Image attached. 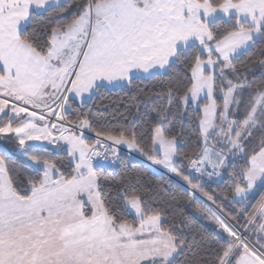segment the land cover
<instances>
[{
	"label": "snow or ice",
	"instance_id": "snow-or-ice-1",
	"mask_svg": "<svg viewBox=\"0 0 264 264\" xmlns=\"http://www.w3.org/2000/svg\"><path fill=\"white\" fill-rule=\"evenodd\" d=\"M72 4L0 0V138L16 143L0 155V264H180L193 247L203 259L184 264H264V78L240 59L264 40V0H82L65 16ZM177 67L164 102H144L146 132L89 107ZM173 107L197 116L194 155ZM119 146L183 181L204 229L169 220L158 187L114 183Z\"/></svg>",
	"mask_w": 264,
	"mask_h": 264
},
{
	"label": "trees",
	"instance_id": "trees-1",
	"mask_svg": "<svg viewBox=\"0 0 264 264\" xmlns=\"http://www.w3.org/2000/svg\"><path fill=\"white\" fill-rule=\"evenodd\" d=\"M79 2L82 0H73V4L65 16H71L76 10V3ZM39 27L40 23H34L29 27V31ZM261 49H264V40L258 39L256 46L240 58L247 65L249 79L259 81L264 78V66L258 62L260 58H264L259 55ZM180 75L181 69L177 67L172 70L171 75H162L155 79L144 78L137 80L131 87L103 91L89 103V107L102 125L135 128L146 132L148 117L144 115V102L148 99H155L156 103L162 104L164 102L163 89L169 84L177 83ZM157 97L159 98L157 99ZM137 110H139V119L137 118ZM173 112L174 117L171 126L177 135L183 134L185 150L189 151L190 154H196L198 151L197 116L191 111L185 114L182 109L177 110L175 107H173ZM2 154H5V151L0 152V155ZM16 155L18 154L13 155V159H16ZM121 156L123 157L121 165H112L107 168V174L114 183L121 182L126 177H135L149 185L158 187V190L163 193L159 203L167 213L169 220L176 221L177 224L182 219L187 220L193 225L192 231L189 233L192 236L204 229L205 222L197 218L199 216L197 209L191 205L189 200L184 199L183 190L178 182L169 185L167 176L153 174L144 164L131 155ZM19 162L17 160V163ZM235 164L240 166L242 161L237 159ZM230 171L229 174L218 178L217 183H211L210 188L216 193L227 194V186L231 184ZM179 226L184 227V225ZM196 243L198 244L199 241L197 240ZM201 252V248L193 247L185 257L180 258V264H184L185 260H192L193 256H200L203 259V256L200 255Z\"/></svg>",
	"mask_w": 264,
	"mask_h": 264
},
{
	"label": "rangeland",
	"instance_id": "rangeland-1",
	"mask_svg": "<svg viewBox=\"0 0 264 264\" xmlns=\"http://www.w3.org/2000/svg\"><path fill=\"white\" fill-rule=\"evenodd\" d=\"M120 147H122L123 149H125L128 152V154L133 155V156H136L141 163L142 162H146L147 164L151 163V162L147 161L146 158L143 157L141 154L136 153V152H130L126 148V146H120ZM0 148H3L5 152H8V153L13 154V150L16 148V143L14 141H12V140H7V139L2 140V138H0ZM128 154L126 153V154H123V155H128ZM155 166H157V165H155ZM158 167H160V166H158ZM160 168H162V167H160ZM164 171L166 172V170H164ZM176 179H177V181H178L179 184H181V182H183L178 177Z\"/></svg>",
	"mask_w": 264,
	"mask_h": 264
},
{
	"label": "built area",
	"instance_id": "built-area-1",
	"mask_svg": "<svg viewBox=\"0 0 264 264\" xmlns=\"http://www.w3.org/2000/svg\"><path fill=\"white\" fill-rule=\"evenodd\" d=\"M120 147V146H119ZM120 150H121V155H123V154H128V152L125 150V149H123L122 147H120ZM128 155H130V154H128ZM132 157H134V158H137L136 156H133V155H131ZM138 159V158H137ZM146 167H147V169L148 170H150L152 173H154V174H160V175H165V176H168L167 175V173L162 169V168H160V167H158V166H155L154 164H151V163H149V164H147L146 162H142ZM107 168H110L111 166H106ZM215 179H217V178H215ZM176 181H177V179H176ZM178 182V181H177ZM183 182H181V184H182Z\"/></svg>",
	"mask_w": 264,
	"mask_h": 264
},
{
	"label": "crops",
	"instance_id": "crops-1",
	"mask_svg": "<svg viewBox=\"0 0 264 264\" xmlns=\"http://www.w3.org/2000/svg\"><path fill=\"white\" fill-rule=\"evenodd\" d=\"M2 140H3V138H2Z\"/></svg>",
	"mask_w": 264,
	"mask_h": 264
}]
</instances>
